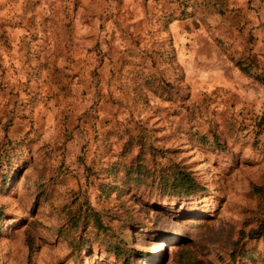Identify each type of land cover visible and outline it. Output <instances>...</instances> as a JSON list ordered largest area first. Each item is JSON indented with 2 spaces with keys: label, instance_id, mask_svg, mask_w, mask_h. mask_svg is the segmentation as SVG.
Returning a JSON list of instances; mask_svg holds the SVG:
<instances>
[{
  "label": "rangeland",
  "instance_id": "obj_1",
  "mask_svg": "<svg viewBox=\"0 0 264 264\" xmlns=\"http://www.w3.org/2000/svg\"><path fill=\"white\" fill-rule=\"evenodd\" d=\"M261 36L264 0H0V264H264Z\"/></svg>",
  "mask_w": 264,
  "mask_h": 264
},
{
  "label": "trees",
  "instance_id": "obj_2",
  "mask_svg": "<svg viewBox=\"0 0 264 264\" xmlns=\"http://www.w3.org/2000/svg\"><path fill=\"white\" fill-rule=\"evenodd\" d=\"M242 69L245 71V73L251 74V70L249 68L242 66ZM256 78H258L260 81H264V75H257ZM195 138L198 142L205 143L207 141V136H200L198 133L195 135ZM194 138V140H195ZM208 144V142H206ZM147 167L143 163H132L130 167H127V174L133 175L131 176L132 179L139 181V183H142V181L146 180L152 175V171H149V174L144 173L146 172ZM172 172H166L161 177L164 178V183L162 184V191L166 194H170L174 196H180V197H189L197 195L198 193L202 191H206L205 186L201 185L197 182V180L194 178L192 172L186 171L183 169L176 170L171 174ZM156 179V177H154ZM155 181V180H154ZM0 217H2V212H0ZM77 216L71 215L70 218L73 219L72 225L73 227H86L87 225L93 223L94 226H101L102 221L98 213L95 211H87L82 217V220H77ZM248 236L251 239H262L264 240V214L260 218L257 226L245 234V232L242 233L240 239H243L245 236ZM30 247L32 248V245L30 244ZM183 251V250H182ZM119 254H121L122 251H116ZM248 255V254H246ZM200 260H197L194 258V256L188 252L182 254V257L178 260L176 264H200ZM127 264H132L131 262H127Z\"/></svg>",
  "mask_w": 264,
  "mask_h": 264
},
{
  "label": "crops",
  "instance_id": "obj_3",
  "mask_svg": "<svg viewBox=\"0 0 264 264\" xmlns=\"http://www.w3.org/2000/svg\"><path fill=\"white\" fill-rule=\"evenodd\" d=\"M233 1L235 2V4L237 6H241V5H243L245 3V0H233ZM188 6H190V5L184 6V8H183L184 12L188 11V9H189ZM164 10L169 13L170 11L173 10V7H172L171 4L165 2ZM183 17H184V15H183ZM197 29H198L197 26H195V28H193L192 25H190L189 20H185L183 18L182 19H178V20H176V21H174V22L169 24L168 31L170 32V34L173 37L174 44H175L176 48L181 51V54H180L181 57L187 56L184 53L190 51L189 47L190 48L193 47L192 45H193L194 42L190 41L191 38L188 37V35L191 34L193 36V34L196 33V31H198ZM263 41H264V38H263V36H261V39L258 42H256L255 46H257V43H260V45H262ZM236 43H237V45H241V41L240 42H236ZM251 46H252V44H251ZM193 52H195L194 47H193ZM240 53L243 54L242 52H240ZM182 61L184 63H187L188 59L182 58ZM220 70H232V69L228 68V69H220ZM234 70H241V68L240 69L239 68H235ZM217 76L219 78L220 77L223 78V77L226 76V73L222 71V72H219L217 74ZM239 76H241V75L239 74ZM250 76H252V75H250Z\"/></svg>",
  "mask_w": 264,
  "mask_h": 264
}]
</instances>
